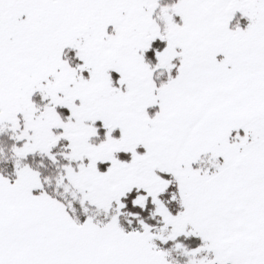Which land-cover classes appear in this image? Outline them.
Returning <instances> with one entry per match:
<instances>
[{"label": "snow or ice", "instance_id": "obj_1", "mask_svg": "<svg viewBox=\"0 0 264 264\" xmlns=\"http://www.w3.org/2000/svg\"><path fill=\"white\" fill-rule=\"evenodd\" d=\"M0 264H264V0H0Z\"/></svg>", "mask_w": 264, "mask_h": 264}]
</instances>
